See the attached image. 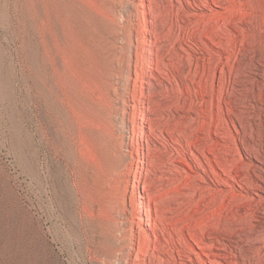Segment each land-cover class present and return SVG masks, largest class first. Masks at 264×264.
Masks as SVG:
<instances>
[{
    "label": "rangeland",
    "instance_id": "374dc122",
    "mask_svg": "<svg viewBox=\"0 0 264 264\" xmlns=\"http://www.w3.org/2000/svg\"><path fill=\"white\" fill-rule=\"evenodd\" d=\"M66 1L0 0V264H109L100 255L92 226L103 214L96 200L119 201L116 218L135 220L139 230V200L132 192L135 168L129 157L131 152L137 157L138 146L149 168L148 177L145 171L137 175L141 191L146 180V223L156 217L154 199H173L177 208L178 202H191L195 220L202 222L204 235L225 264H264V0H173L174 8L165 11L157 26L159 40L145 33L155 40L148 58L153 63L137 57V36L132 43L114 38L117 44L109 43L113 49L107 61L115 70L103 88L107 97L102 92L101 109L99 103L96 107L100 111L83 97L88 89L81 86L77 59L67 69L60 53L57 65L63 69L56 65L58 76L49 82L42 60L36 59L38 28L48 15L55 37L60 34L59 44H65ZM134 2L113 0L110 7L117 9L108 17L115 12L118 18L110 17L119 21L117 26L129 23L135 29ZM158 2L170 6V0ZM65 70L73 74L68 77ZM73 75L81 82L80 92ZM62 81L69 85L59 86ZM77 99L85 100L88 111ZM131 105L143 124L136 135L131 130L134 113L128 116L130 132L119 120L124 109L132 112ZM122 138L127 142L123 148ZM86 162L90 211L83 200ZM250 208L258 211L250 214ZM189 236L187 232L194 243ZM127 241L122 244L128 249ZM195 245L208 264H215L206 255L208 248Z\"/></svg>",
    "mask_w": 264,
    "mask_h": 264
},
{
    "label": "bare ground",
    "instance_id": "6f19581e",
    "mask_svg": "<svg viewBox=\"0 0 264 264\" xmlns=\"http://www.w3.org/2000/svg\"><path fill=\"white\" fill-rule=\"evenodd\" d=\"M63 1H65V0H62V2ZM86 1L87 0H85V1L84 0H67L66 1L67 8L65 6H64L63 10L61 8L62 11H64L65 9L67 10L66 14L63 13V15L65 14L66 17L64 18L63 16H61L58 18L63 17L64 21L66 20V23H65V25H63L64 24L63 19L62 20L60 19L63 23L62 29L59 27L58 28L55 27V28L57 29V31H58V29H61V32L62 31L64 32V30H65V37L63 36L65 40L63 39V37H62L63 40H61V41H65V44H62L65 46V48L63 47V50H60L62 45L59 44L60 42L58 40V36L60 34L58 35L57 33H60V32L58 31L56 33L58 36L55 37V35H54L55 33L52 32V29H54V27L51 28V25H54L55 23L54 24L52 22H51L52 24L50 23V18H52V17H50V15H48L50 13V11L47 10V13H48L47 18L46 19L43 18L44 20H47V21L46 22L44 21L45 24L44 23L42 24L44 26L41 28V31L36 26L40 32L41 37H42V39L40 36L38 38L39 33H38L37 37L35 34V37L38 38L36 40V45H35L36 56H37L36 59L38 60L39 64L41 62L39 60H42L43 65H40V66L44 67L43 73L45 74L44 76H45L47 82H49L48 80L52 78L51 76L58 73L57 71L55 72L57 66L61 69V66L57 65V60L59 62L58 56H62V54H63V58H61V57L60 58L63 61L65 60V62L67 63V66H68V68L66 66L67 69H69V66L70 67L73 66L72 63H73L74 58H75V60L77 59L78 64L77 63L76 64L78 66L80 65L79 66L80 70H79V68L77 69V67H75V66H74V68H76L77 71L79 70V72L81 71V73H79V72L78 73L82 74L80 80H83V85H85V86L81 85L82 88L85 87V90L88 89L87 92H85L83 97H84V99L87 98V100L89 101V104H90L89 107L94 106V108H96L100 101L105 100V99H103L102 92L105 89V87H104L105 85L108 87V85H109L108 83L110 81L111 74L114 73V71L112 72V70L113 69L115 70V67L113 68L114 63L111 62L112 63L111 64L110 62L107 61L108 58H110L109 56H111V54H112L111 50L113 49V47L111 49V46L109 45V43L116 45L117 43H113L115 41L114 38L115 39L123 38L126 40V42L127 41L131 42L134 39L133 37L137 36L136 38H138V40L137 39L136 40L139 42L138 46L140 49V50L138 49L139 51L136 54L137 57H139L140 60H143L142 63H144V64L153 63L154 59L152 60V62H150L148 60V58L150 56H152V53H153V51L151 50L150 47L155 44V40H159V36L157 34V26L160 22H164L165 11H167V10L172 11V9L174 8L175 5H174L173 0H170L169 8H167L166 5L160 4L158 2V0H148V3H147V0H135V2L133 4L136 5L135 6L136 8L134 7L133 4H132V6L138 12V14L136 13L138 16V27L135 28L134 23H131V24L134 25L132 27H134L135 29L130 28V26L128 27L127 25L129 24L128 23L129 21L127 22L128 24L124 23L123 25L120 22V24L123 27L122 28L123 31H122V30H120L121 25L119 24L120 27H118L119 25L117 26L119 21L115 20L116 23L118 22L116 24L114 22L115 18L110 17V16L115 17L116 16L115 12L114 13L112 12L113 14L112 15L110 14L108 17V14L111 12V9L113 10V8L110 7L111 3H113V0L111 3H108L109 0H91V1L88 0L89 3H87ZM45 2L46 1H44V3ZM114 2H115V4L117 3L116 1H114ZM119 3H121V1ZM128 3H129V1H128ZM131 3H132V0H131ZM46 4H48V2ZM125 4H126V2H125ZM63 5H64V3H63ZM129 5H130V3H129ZM49 6L53 7V4H49ZM61 7H63V6L61 5ZM114 8H116V7H114ZM147 8H148V11H147ZM116 9H114V10H116ZM128 9H129V6H128ZM121 10H123V9H121ZM58 13L57 12L55 13L56 14L55 18L57 17ZM125 13H127V12H125ZM59 14H58V16H59ZM133 14H131V15H133ZM54 15H53V17H54ZM148 15L151 16V18H150L151 20L148 19ZM128 16L129 15H127V17ZM44 17H45V15H44ZM122 17H124V16H121L119 18H122ZM108 18H111V19L113 18V21H111V19H108ZM130 20H131V18H130ZM134 20H136V19H134ZM55 21H53V22H55ZM121 21H123V19ZM132 21H133V19H132ZM59 22L60 21H58L56 24L58 25ZM112 23L113 24L115 23L116 26L113 25ZM125 24H126V26L124 27ZM36 25H38V24H36ZM40 25H41V22L38 26L40 27ZM64 26H65V29H64ZM35 32H36V30H35ZM54 32H56V31H54ZM145 33L150 35V37L154 36L155 40H152L151 38L150 39L145 38L146 37ZM62 34H64V33H62ZM123 39H121L122 43L124 41ZM117 41L119 42V40H117ZM61 43H64V42H61ZM124 45H126V44H124ZM129 45L132 46L130 43H129ZM133 45H135V44H133ZM116 47H118V46H114V50ZM126 47H127V45L125 46V48ZM132 47H134V46H132ZM119 48H120V46H119ZM136 50H137V47H136ZM115 51H114V55H116L115 53H119V52H115ZM122 51H123V49H122ZM124 51H126V50L124 49ZM60 53H62V54H60ZM129 54H131V55H129L130 57L133 55L131 53V51ZM114 55H112V56L114 57ZM116 57H118V56H116ZM119 58H120V55H119ZM75 60H74V62H76ZM109 60H112V58ZM158 61H159V59H158ZM158 61H157V63H159ZM115 62H117V61H115ZM66 63H65V65H66ZM62 65L64 67V64H62ZM159 66L160 65H157V67H159ZM38 68H40V67H38ZM62 69H61V71H62ZM65 71L69 72V70H65ZM73 71H75V70H73ZM69 73H68V75H69ZM78 73H75V76ZM71 74H73V73L71 72L68 77H70ZM79 74H78V76H79ZM55 76L57 78L58 74ZM59 76H60V74H59ZM65 76H64V78H65ZM45 78H44V80H45ZM56 78H55V80H56ZM58 78L63 79V77H58ZM71 78L69 81H71ZM74 78L75 77L73 75V79H72L73 83L76 82L75 80L77 77L75 79ZM65 79H68V78H65ZM52 80L50 82H52ZM59 80L60 79H57L56 81H59ZM38 81L39 80H37V83H38ZM56 81H54V82H56ZM63 82H65V81H62V83ZM52 83H47V84H52ZM65 83H67V82H65ZM76 83L79 84V85L77 84L79 86V87L78 86L77 87H78V90L80 92V90H82V89H79V88H81L80 87L81 82L79 83V81H78ZM136 83H137V81L135 82V84ZM71 84L72 83H70V85ZM63 85H65V84L63 83V84H60L59 86H63ZM50 86L51 85H49V87ZM72 86H74V85L72 84ZM135 86H136L135 88H138L137 85H135ZM69 87H71V86H68V88ZM86 87H88V88H86ZM37 89H39V88H37ZM43 89H45V88H43ZM69 89H68V91H69ZM47 90H49V89H47ZM75 90H76V88H75ZM85 90L83 88V91H85ZM63 91H65V90H63ZM70 91H71V89H70ZM106 91H107V89H106ZM105 93H104V95H105ZM75 94L77 95V98H78V95L80 97V93H75ZM47 95H49V94H47ZM106 97L107 96L105 95V98ZM81 98H82V92H81ZM80 100H78V101H80ZM81 102H82V100H81ZM83 104L86 105L85 100H84V102H82V107L85 110L86 107H88V106L85 107ZM99 104H100L99 105L100 108L99 107L98 108L101 109V105H103V104L102 103H99ZM79 106H81V105H79ZM88 108L86 109L87 111H88ZM102 108H103V106H102ZM132 108H133V110L131 113L129 112L130 110L128 111L127 109L126 110L124 109V111H123L124 115H123V113H122V115L119 114V116H120L119 120L122 121L121 122L122 124L123 123L125 125L127 124L125 131H128V132H130L129 131L130 129L127 130L128 123H129L128 122V116H129V114L132 115L133 113L135 115V109H136L135 105H133ZM99 109H97V111ZM92 111L94 112L95 110L92 109ZM89 112H91V111H89ZM85 114H84V116H85ZM142 114L144 115V113H142ZM93 115L94 114L90 115V118ZM96 115H97V113H96ZM115 116L118 117V115H114V117ZM87 119L88 118L86 117V121H87ZM93 119L96 120V117ZM109 121H111V119H109ZM113 121H115V120H113ZM132 122H133V128L131 130H133V132H134L133 135H136L137 130L141 129L143 124L139 122L137 114L135 115V117L133 116ZM118 123H119V121H118ZM110 124H111V122H110ZM111 125H113V124H111ZM93 132H92V134H93ZM92 134H89V135L92 136ZM86 135H88V134H86ZM125 142H126V140L124 141L122 138V143H121L122 148L124 147ZM126 145H127V142H126ZM136 154H137V157H135V154L133 152H131L129 154V157H131V169L135 168L134 169L135 170L134 171L135 172L134 173L135 182L133 183V191L132 192H133L134 196L139 200V204H138L139 209H138V216H137L138 220H139L137 222L139 230H137L135 227V220H129V219L124 220L123 219V221L122 220L119 221L120 218L119 219L116 218L115 213L118 212V210L120 211V204H118L119 201H110L109 200V202L107 201L106 203H104V202L102 203V201H104V200H102V199H101L102 201L96 200V201H99V202H97L98 204L101 203L103 214H105L104 216L102 214L101 217H96V219L94 218V221L92 222L93 223L92 226L95 228L96 234H98L99 241L101 243V245H100L101 253L99 252L100 255L101 256L103 255V257L105 259H107L106 261H108L109 264L110 263L111 264L112 263H116V264H208V262L203 257V254L201 252H197L196 245H195V244H197V246L199 248L204 249L206 247L210 250L211 253H207L206 255L208 256V258L210 259V261L212 263L225 264V262L222 260L224 258L222 256V254L215 250V244L213 242L210 243L208 241V239L206 238V236L204 235L202 222H198L197 220H195V218L193 216V209H192L191 202H188L187 204H183L181 202H178L179 205L177 208V206L174 207L171 204V201L172 202L174 201V203H176L175 200H173V199H166V200L165 199H154L156 202V217L153 218L154 221H151V219H149V222L146 223V218H145L146 210H147L146 209V198H145V195L143 193L144 189L145 190L147 189L146 188V180H145V184H143V186H142V191H141L138 173L142 174L145 171L147 173V177H148L149 168L146 167V165H145V163H147L145 153L140 149L139 146L136 148ZM86 159H84V160H86ZM83 162L84 161H82L81 163H83ZM86 163L83 164V177L82 178H83V183H84V185H83V187H84L83 189H84V193H85L84 195L86 198V199L83 198V200H85L84 203L86 204L85 209H87V211H90V210H88V208L90 207L89 203H91V202H89L88 196H89V190L90 191H92V190L90 188V183H89L90 181L88 180L90 177L88 178V171H87L89 168V165H88L89 162L87 164ZM81 168H82V165H81ZM95 169L97 170V168H95ZM95 169H94V172H95ZM97 173L95 176L99 178L100 176H97L98 175ZM98 178H97V180H98ZM100 179H101V177H100ZM105 179L106 178L104 177V180ZM94 181H95V177H94ZM91 183H92V181H91ZM93 184H96V182ZM100 184H102V183H100ZM98 185H99V183H98ZM95 187H96V185H95ZM97 188H99V187H97ZM97 188H95V189L97 190ZM102 188H105V186ZM104 191L105 190H103V193H104ZM97 192H98V190H97ZM82 194H83V192H82ZM183 200H185V199H183ZM210 200H213V199H210ZM91 201H93V200L91 199ZM94 201H93V203H95ZM244 206L248 207L247 204H245ZM250 210H251L250 214L256 213L258 211V210H255L254 208H250ZM122 211H123V209H122ZM149 211H150V215H152L151 208H149ZM119 213H117V214H119ZM219 215L221 218V224H223L224 218H223V208L222 207L219 211ZM147 226L149 228H147ZM169 226L172 227V230H174L176 235H178V241L174 237V234H173L174 231L172 232V231L168 230ZM187 232L190 235L189 237L191 238V240L194 243H191V241L188 240ZM91 234H93V233H91ZM153 237H154V239H153ZM124 239H127L129 241L128 249L126 247H124V245L122 244V241ZM128 241H127V243H128ZM178 243H180L181 247L178 245ZM209 254H212L214 258L212 259L209 256ZM194 255L196 256V259H195V257H193Z\"/></svg>",
    "mask_w": 264,
    "mask_h": 264
}]
</instances>
